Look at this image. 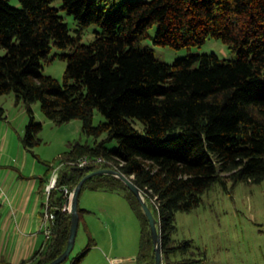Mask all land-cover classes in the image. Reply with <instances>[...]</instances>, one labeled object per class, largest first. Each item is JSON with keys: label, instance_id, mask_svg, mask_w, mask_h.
I'll return each instance as SVG.
<instances>
[{"label": "trees", "instance_id": "16d2710c", "mask_svg": "<svg viewBox=\"0 0 264 264\" xmlns=\"http://www.w3.org/2000/svg\"><path fill=\"white\" fill-rule=\"evenodd\" d=\"M55 0H0V96L15 92L30 122L22 139L39 142L43 124L33 103L41 101L56 123L75 118L94 142L80 141L57 163L47 162L46 187L54 167L58 187L49 197L52 234L45 249L19 264H48L66 249L72 214L63 209L65 187L74 189L92 169L111 167L132 177L159 219L164 264H191V239H176V214L192 211L217 182L264 180V0H61L80 28L71 33ZM98 24L90 43L82 30ZM157 24L156 43L174 48L200 46L209 38L227 43L237 58L192 52L172 63L143 45ZM53 45L70 49L63 80L43 73ZM99 109L107 120L94 123ZM0 108V116L3 115ZM145 125L147 136L136 127ZM107 134V137H101ZM118 141L110 148L107 141ZM31 148V147H30ZM84 155L105 161L80 167L69 163ZM51 176V175H50ZM120 190L141 223L139 264H156L151 225L142 204L119 177L98 174L83 189ZM80 216L85 208L79 205ZM91 245L73 257L80 264ZM194 256V255H193ZM8 264V263H7Z\"/></svg>", "mask_w": 264, "mask_h": 264}, {"label": "rangeland", "instance_id": "374dc122", "mask_svg": "<svg viewBox=\"0 0 264 264\" xmlns=\"http://www.w3.org/2000/svg\"><path fill=\"white\" fill-rule=\"evenodd\" d=\"M121 1L123 0H115ZM11 2L15 6H21L20 0ZM62 4L61 0L53 2L68 23L71 33L77 34L80 25L75 16L68 13ZM157 27V24L152 26L149 37L142 42L143 45L152 48L158 59L163 62L172 63L192 52L216 53L223 59H234L238 56L227 43L217 38H209L200 46L183 48L158 44L154 40ZM101 30L98 24L86 26L82 30V41L90 43L96 32ZM6 52V48L0 47V55ZM68 52H70L68 48L53 45L50 53L52 58L44 59L42 62L43 73L63 80L68 61L62 55ZM0 108L4 111L0 116V135L5 136L0 139V149H3L2 144L5 142L7 149L16 151V160L13 161L15 165L23 163L26 153L29 156L26 168L32 165L33 159L46 168L48 161L55 165L56 159L71 149L76 142H94V137L83 131V122L80 118L56 123L46 116L41 101H37L33 103V110L36 121L42 123L43 127L38 133L39 142L31 145V148L26 147L22 135L26 133L30 117L25 102L19 100L15 92H10L0 96ZM106 120V115L96 109L94 123ZM135 125L143 136H147L142 121L137 119ZM106 137L107 134H104L101 139ZM107 145L116 148L118 141L109 140ZM61 163L64 162L57 165ZM26 172L25 169L24 173ZM80 206L85 210L80 220L75 247L70 257L62 264H72L73 257L88 245H91V248L80 264H107L105 259L108 261L126 253L136 254L135 257L139 254L141 223L123 192L85 188L80 195ZM111 222L113 226L110 227ZM176 223L174 237L191 239L194 256L191 252L189 256L179 252L171 255L172 260L194 257L198 261L191 264H264V180L217 182L203 194L198 207L192 211L177 212ZM112 243H115L117 253L108 251L112 248ZM99 248H104V256H101ZM128 263L139 264L134 260Z\"/></svg>", "mask_w": 264, "mask_h": 264}, {"label": "crops", "instance_id": "0c3cea01", "mask_svg": "<svg viewBox=\"0 0 264 264\" xmlns=\"http://www.w3.org/2000/svg\"><path fill=\"white\" fill-rule=\"evenodd\" d=\"M5 137L0 135V139ZM5 140V139H4ZM0 149V264H19L38 251L45 249L47 236L43 229L46 193L42 187V177L47 174V166L42 167L33 159L26 168L29 156L23 163L14 164L16 151L7 149L5 142ZM21 152V151H20ZM22 153V152H21ZM25 169L27 170L24 173ZM51 174H49L50 177ZM113 226V223H110ZM104 256V248H99ZM115 243L108 249L117 253ZM120 250V249H119ZM136 254H124L117 258L105 259L107 264H129Z\"/></svg>", "mask_w": 264, "mask_h": 264}, {"label": "water", "instance_id": "95a60500", "mask_svg": "<svg viewBox=\"0 0 264 264\" xmlns=\"http://www.w3.org/2000/svg\"><path fill=\"white\" fill-rule=\"evenodd\" d=\"M98 174H112V175H115L121 178L126 183V185L133 191V193L138 197L150 221L152 236H153V240L155 244L156 264H164L161 235L159 231V219L156 217L151 206L147 202L145 195L143 194V191L138 185H136L132 177L126 175L125 173H123L122 171L118 169L111 168V167H101V168L92 169L87 175H85L81 179V181L74 188V196H73V200L71 203V210H70L72 214V224H71L70 236H69L67 247L60 256H58L56 259H54L48 264H62L72 254L74 247H75L76 238H77L78 229H79L80 220H81L80 210H79L80 195H81V192L83 191V186L85 182L89 178L95 175H98Z\"/></svg>", "mask_w": 264, "mask_h": 264}, {"label": "built area", "instance_id": "2783aa9c", "mask_svg": "<svg viewBox=\"0 0 264 264\" xmlns=\"http://www.w3.org/2000/svg\"><path fill=\"white\" fill-rule=\"evenodd\" d=\"M104 161L105 159L102 156L92 158L89 155H84L77 160L70 161L69 163L80 166V167H86L88 165L100 164ZM63 166H64V163H61L60 165H56L54 167L53 172L50 176V179L45 187L46 203H45V210H44L43 229L47 237H50L52 234V229L50 227V219L52 218V214L49 210V197H50L52 190L58 187V180H59L60 172ZM65 192L67 193L68 200L65 203L63 209L66 211H70L71 203H72L73 196H74V189H69L68 187H65ZM112 263L116 264L115 261H112Z\"/></svg>", "mask_w": 264, "mask_h": 264}]
</instances>
